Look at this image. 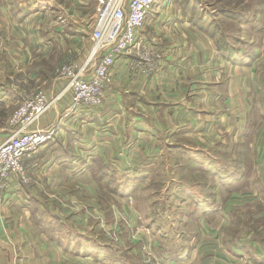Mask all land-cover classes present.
<instances>
[{"label":"rangeland","instance_id":"1","mask_svg":"<svg viewBox=\"0 0 264 264\" xmlns=\"http://www.w3.org/2000/svg\"><path fill=\"white\" fill-rule=\"evenodd\" d=\"M71 1L69 3L66 0H54L55 9L63 7L64 11L70 13L73 9ZM186 1L190 3L187 10H184L180 0H158L146 19V21L152 20V25L156 26L158 31L155 34L154 30H151L150 34L146 31L148 35L140 37L144 45H147L145 44L147 41L149 46L153 45L161 51L159 52L162 61L158 73L162 71L165 63L170 64L166 62V58H172L173 50L168 53V48H165L164 44L167 43V38L173 37H176L175 41L179 39L180 43L186 44V51H190L188 56L194 55L200 60L210 61L212 69L215 63L217 64L215 67L224 65L230 67L232 64L249 62L256 69L262 66L264 62V0ZM96 8L97 0H89L87 9L81 14L86 15L87 18H83L84 21L79 24L89 26V29L84 32L82 30L74 32L68 26L62 33L50 30L45 33L41 29L30 31V38L23 32L17 31L12 33L13 35L8 31L10 39L6 32L0 34V144L19 129V126L10 127L9 120L32 94L42 91L48 96L47 101H56L57 94L48 92L51 89L50 86L54 81H58L56 73L61 65L75 62L74 60L78 58L74 50H80V44L99 48L98 44L94 45L91 40ZM58 12L60 9L50 13L49 20L54 23L60 22ZM189 14H194L192 22ZM199 18L205 19V23L200 24ZM41 20L45 21L44 18ZM178 21L184 22L183 24L187 26L179 28V31H173V25ZM196 21L199 22V26H203L206 33L200 31L197 25L193 26V22ZM169 28L170 30L166 32ZM55 34H61L62 39L56 40ZM14 38L16 42L13 45ZM44 44L48 46L46 49ZM212 45L215 46L217 53H214ZM217 47H221V50ZM4 48L8 49L4 50ZM179 49L180 55L175 52L174 62L170 64L173 65L171 77L180 75V72L175 71L179 69V64L175 63V57L181 58L185 49L183 45ZM196 54L199 55L196 56ZM195 77H198V70L191 79L188 76L187 81L194 80ZM66 84L65 82V86ZM189 84L191 85V82ZM51 97L54 99L51 100ZM206 132L200 136L189 137L190 139L183 142L179 139H169L167 145L169 143L171 145L168 146L178 149L180 147L178 143H181L187 147L176 151L168 150L167 153L163 147L164 156L157 160L141 161L139 168L128 167L134 170L121 173L119 171L123 168L116 164L117 171L112 174V179H103L102 174L95 175L93 171L94 176L85 173L68 176L65 169L59 170L58 173L47 174V169L50 171L53 169V164H49V167L43 168L42 175H36L33 169L29 171L28 175L32 181L28 185L17 180L7 184L0 191V232L8 238L7 240L0 237V264H25L20 260L22 254H28L30 259L34 260V264H49L47 256H44L42 260V256L36 252L33 254L30 249L35 246V249L38 248L43 253L40 246L44 244H56L61 248L70 247L71 252L74 253L78 250L81 253L88 252L92 259L103 260L99 263L124 264L119 261L122 258L125 264H141L143 259L148 258L145 256V252L148 251L152 257L159 260L160 264L162 261L166 264L174 258L182 264H188L185 256L193 252L189 250L190 245L187 241L189 239L191 241L194 236H198L197 239H199L201 235L195 231V229L198 231L199 227L187 225L186 219L183 222V214H185L184 217H191V221H194L191 205L187 208L183 205L192 204L193 201V205H196V197H200V193L203 197L209 196V187L206 188V185L218 182L219 175L230 171L232 159V164L234 161H239V153L236 149H229L230 146H217L220 142ZM206 152L218 160L214 164V170L210 165L211 158L209 156L205 158ZM85 159L88 163L84 161V165L91 164V158ZM79 163L78 167L82 168ZM99 163V160L94 161L95 166L102 167ZM213 171L216 174H213ZM56 177L59 178L58 186L51 188L49 183H46L47 178L50 180ZM225 177H233L237 182L242 180L235 173ZM39 178L44 186L34 185ZM107 180L111 182V186L103 183ZM249 182L251 181L242 180L240 184L245 187ZM155 184H159L156 188L158 191L154 188ZM115 186L119 189L113 191L112 188ZM124 187L127 189L123 194ZM27 189L33 193V197L29 196L30 201L24 197ZM239 205L235 208L233 216L229 217L230 219L222 221L224 226L231 229L233 237L238 239L264 238V205L261 202L250 203L249 206L242 202ZM172 218L174 222L169 223ZM178 220L180 222L177 224V229L182 231L185 237L183 239L180 238L181 235H176V238L179 237L177 242L169 243L163 238V232H172V225L176 226ZM203 228L206 229V225H203ZM141 235L149 239L150 243L144 244L139 239ZM206 237L209 238L208 233ZM206 237L203 236V239ZM154 238L156 241L158 238L163 239L167 246L155 245L162 249L157 251L153 246V241L156 243ZM223 239H226V234L223 235ZM15 240L19 248L15 242L13 243ZM209 240L207 239L206 242ZM137 241L140 243L136 245L134 242ZM136 246H139L140 252ZM249 248L251 252L244 251L242 256L245 259L237 262L264 264L261 263L264 260V248L260 247L263 254ZM22 249V252L19 251ZM170 250L173 251L169 252ZM57 257L58 254H55L58 261ZM223 258L222 261L213 260L214 263L209 262V264H230L223 261L230 262L231 257L224 255ZM44 260L47 261L44 263Z\"/></svg>","mask_w":264,"mask_h":264},{"label":"crops","instance_id":"2","mask_svg":"<svg viewBox=\"0 0 264 264\" xmlns=\"http://www.w3.org/2000/svg\"><path fill=\"white\" fill-rule=\"evenodd\" d=\"M70 1L66 0L69 3ZM88 4L89 0H72L73 9L70 13L64 11L63 7H57L56 9H60L58 18L61 21L54 23L49 20L50 13L56 10L54 0H0V34L10 32L13 35L12 33L17 31L23 32L26 37L30 38V31L41 29L45 33L49 30L62 33L68 26L74 32L81 30L84 32L89 29V26L87 24L82 26L79 22L87 18L86 15L81 14L87 9ZM43 18L44 22L41 20ZM175 23L173 31L185 25L180 21ZM151 30H154V34L158 31L156 26L152 25V20L146 21L139 36L144 35L145 37L150 34ZM169 30L170 28L166 32ZM8 37L10 39V34ZM55 37L56 40L62 39L61 34H55ZM175 38H167L164 47L168 48V53L173 50L171 53L174 56L176 53L180 55L179 47L183 45L185 52L181 58L180 56L175 57V63L179 64V69L175 71L180 72L179 76L171 77L170 75L173 70V65H170L174 62L173 56L166 58V62L170 64L165 63L162 71L145 76L132 66L131 56L123 54L117 58L110 70V82L105 87L104 102L99 108L80 112L69 111L71 99L70 93L65 90V81H54L48 92H55L59 99L53 102L37 122L29 127L30 130L41 129L51 132L52 140L33 160L26 162V168L28 172L33 169L36 175H42L43 168L53 164L51 171L47 169L48 167L46 168L47 174L58 173L59 170L65 169L68 176L82 173L92 175L86 169L84 161L88 163L85 158L89 159L97 155L116 171L115 165L118 164L123 168L119 172L124 173L134 170L128 169L130 166L139 168L141 161L159 159L165 154L163 147L166 153L168 150L176 151L187 147L181 143H178L180 144L178 149L168 146L171 145L170 143L167 145L169 139H179L183 142L190 139L189 137L205 134L207 130L208 135H212L216 141L220 142V145H217L219 147L230 146L229 149H236L238 143L246 140L249 159L247 163L250 168L248 181L251 182L247 183L242 190H238L237 186H234L236 179L224 178V176L232 175V159L231 170L219 175V181L214 183L212 196L203 197L200 193V197L195 196L196 205H193L194 201L192 204L183 205L186 208L191 205L190 208H193L191 213H194V221H191V217H184L185 214H183V222L186 219L187 225L199 227L198 231L196 229L195 231L201 235L199 239H197L198 236H194L191 241L190 239L187 241L190 245L189 250L193 252L185 256L188 259L187 263L209 264V262L214 263L213 260L222 261L223 256L228 255L232 260L223 262L239 264L237 261L245 259L242 256L243 252H251L249 247L259 251L260 254H263L261 248H264V245L254 237L246 238L248 240L233 237L232 230L227 229L222 222L227 218L230 219L235 208L242 202L247 203L246 206L259 202L264 205V62L257 69L250 62L231 63L232 65L228 64L230 67L227 65L215 67L217 65L215 63L212 69L210 61L200 60L194 55L188 56L190 51H186V44L180 43L179 39L175 41ZM179 38L181 39L180 36ZM15 42L14 38L13 45ZM28 42L30 43V40ZM59 43L62 45L61 42ZM43 46L45 47L46 44ZM212 46L214 53H217L215 46ZM92 47V45L80 44V50H74L78 55L74 63L83 64ZM6 49L8 48H4ZM197 70L198 77L187 81L188 76L191 79ZM33 77H35L34 73ZM204 154L205 158L208 156L211 158L209 161L214 170V164L218 160L210 153ZM53 156L55 157L52 159ZM78 162L82 168L78 167ZM39 180L40 178L34 182V185L44 186ZM58 182L59 178L56 177L50 180L47 178L46 183L53 188L58 186ZM209 186L211 185H206V188ZM29 196L33 197V193L27 189L24 195L27 201H30ZM171 222H174L173 218L170 219L169 223ZM179 222L180 220L176 222V226L172 225V232H163V238L169 243L177 242L179 237L176 238V235H181L180 238L183 239L185 237L184 233L177 229ZM203 225H206V229ZM207 233L209 238L206 237ZM224 234H226L225 240L223 239ZM203 236L206 238L203 239ZM0 237L8 240L2 232H0ZM139 239L144 244L145 242L150 243L149 239L142 235ZM207 239L210 240L206 242ZM14 242L19 248L18 242L16 240ZM134 243L137 245L140 242ZM155 245L166 247L167 243L158 238L156 243L153 241V246L158 251L160 248ZM138 247L136 246L137 250ZM35 248V246L30 248L32 253L36 252L42 256V260L44 256H47L49 264H107L96 262L91 257L73 255L70 251L64 250V247L61 248L56 244L40 246L43 253ZM19 251L22 252L23 249ZM55 254H58L57 258L60 261L56 260ZM22 255L20 259L22 263L34 264V260H31L28 254ZM196 255H198L197 259L194 260ZM176 259H170L172 261L166 264H182ZM46 261L44 260V263ZM261 263H264V260Z\"/></svg>","mask_w":264,"mask_h":264},{"label":"built area","instance_id":"3","mask_svg":"<svg viewBox=\"0 0 264 264\" xmlns=\"http://www.w3.org/2000/svg\"><path fill=\"white\" fill-rule=\"evenodd\" d=\"M157 1L97 0L91 40L99 48L93 46L83 64L67 62L56 73L58 80L67 83L65 90L71 97L69 111L80 112L103 105L110 70L123 54L131 56L132 66L141 74L150 76L158 73L161 53L153 45L149 46L147 41L144 45L139 36ZM52 103L47 101L44 92L39 91L32 94L9 120L10 127L19 126V129L0 144V191L14 180L25 185L31 183L25 163L33 160L51 142L53 135L47 130H30L29 127ZM145 254L148 258L143 259L141 264H160L148 251Z\"/></svg>","mask_w":264,"mask_h":264},{"label":"trees","instance_id":"4","mask_svg":"<svg viewBox=\"0 0 264 264\" xmlns=\"http://www.w3.org/2000/svg\"><path fill=\"white\" fill-rule=\"evenodd\" d=\"M180 1H182V8L184 9V10H187V8H188V4L190 3V2H188V1H186V0H180ZM193 16H194V14H192ZM191 14H189V18H190V21L192 22V18H193V16H192ZM189 20V19H188ZM187 21V20H186ZM199 22H200V24H202V23H205V19H203V18H199ZM199 22L198 21H196V22H193V26H195L196 27V25H197V27L199 28V30L200 31H202V32H204V33H206V30L203 28V26H199ZM212 39H214V38H212ZM220 48V49H219ZM217 47V49L218 50H221V47ZM238 145V148H236V150L238 151V153H239V161H234L233 162V172L232 173H238V176H240L241 177V179L243 180V181H245V182H248V179H249V171H250V168H248V161H249V159H248V156H247V150H246V145H245V143H244V141L242 142V143H238L237 144ZM92 159V162H91V164H88V165H86L87 167H86V169H88L91 173H92V175H93V172L95 173V175L96 174H102V178L104 179V178H108V179H112L111 177H113V173H115L116 172V170L111 166V165H109V164H106L102 159H100V157H98V156H95L94 158H91ZM95 160H99L100 161V163H101V165H102V167H99V166H95L94 165V161ZM99 163V164H100ZM83 164V163H82ZM106 170H109V172L107 171L106 172ZM93 171V172H92ZM106 173V174H105ZM94 176V175H93ZM242 180H240V181H242ZM229 181V180H228ZM240 181L239 182H237V181H235V183H234V186H237V189L238 190H242L244 187V185L243 184H240ZM105 185H110L111 186V182H108V180L106 181V182H103ZM103 185V184H102ZM110 186H108V189H109V191H110ZM159 186V184H155V186H154V188H155V190H156V188ZM240 187V188H239ZM137 188V187H136ZM107 189V188H106ZM118 190L119 188L118 187H114V188H112V190L114 191V190ZM127 188L126 187H124V190H123V194H124V192H125V190H126ZM136 190V189H135ZM156 191H158V189L156 190ZM209 191H210V196H212L213 195V191H214V184H213V182H212V184H211V186H209ZM256 240H258V241H260L263 245H264V238H258V239H256ZM67 251H70L71 252V249H70V247H64ZM73 255H76V256H83V257H89V256H91V255H89V254H87L88 252H79V250L76 252V253H74V252H71ZM82 254V255H81ZM94 259V261H98V262H101V261H103V260H101V259H97V258H93ZM120 262H122V263H124L125 264V262L122 260V258L119 260Z\"/></svg>","mask_w":264,"mask_h":264}]
</instances>
